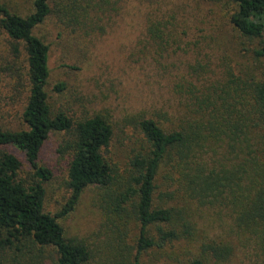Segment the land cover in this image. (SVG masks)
<instances>
[{
  "label": "trees",
  "instance_id": "trees-1",
  "mask_svg": "<svg viewBox=\"0 0 264 264\" xmlns=\"http://www.w3.org/2000/svg\"><path fill=\"white\" fill-rule=\"evenodd\" d=\"M208 1L224 2L231 43L254 69L232 79L222 95L194 97L185 106L190 117L180 116L166 129L151 118L138 122L143 144L133 151L124 188L109 197L111 209L106 207L123 227L130 218L137 224L138 235L126 247L129 264H141V255L167 245L185 240L195 244L193 211L222 200L237 206L235 226L258 237L264 248V73L255 71L264 60V0ZM50 2L33 0L25 17L0 3V41L6 42L11 62L4 72L14 88L15 81L21 86L22 74L12 65L22 48L27 70L21 115L25 129L0 128V264H87L90 251L67 239L58 219L74 210L86 188H108L114 180L103 157L112 139L108 122L96 115L73 123L65 114L51 112L46 91L49 47L33 34L50 15ZM55 90L62 91V84ZM52 132L69 136L61 149L68 157L69 194L55 215L44 209L45 184L53 172L40 161ZM240 155L246 161L232 165ZM24 167L31 171L29 179L22 177ZM27 245L26 251L34 250L26 258L22 249ZM198 250L194 260L175 264H210V260L219 264L232 253L228 244L209 242Z\"/></svg>",
  "mask_w": 264,
  "mask_h": 264
},
{
  "label": "rangeland",
  "instance_id": "rangeland-1",
  "mask_svg": "<svg viewBox=\"0 0 264 264\" xmlns=\"http://www.w3.org/2000/svg\"><path fill=\"white\" fill-rule=\"evenodd\" d=\"M33 0H0L22 17L32 11ZM208 0H51V13L33 30L49 47V79L46 87L53 115L63 113L73 123L99 115L112 129L103 157L113 173L108 188L84 190L74 210L59 218L65 237L90 251L87 264H129L126 247L133 245L138 227L126 225L107 213L109 197L124 188L133 151L143 144L138 122L153 119L161 128L190 117L185 107L194 97L222 95L230 81L242 77L252 62L237 55L231 43L227 8ZM230 10V8H229ZM6 42L0 41V128L25 129L22 111L27 95L26 62L12 65L22 74L21 86L5 74L10 65ZM249 60V61H247ZM256 73H264V60ZM62 84L63 90L55 87ZM193 94H190V92ZM69 136L52 132L40 161L53 172L45 184L44 209L57 214L68 198L67 164L62 145ZM223 148V147H222ZM12 154L22 155L12 148ZM221 155L222 151L219 150ZM244 155L231 161H246ZM22 177L30 178L23 168ZM183 206L182 202H179ZM178 207V206H175ZM192 209L189 210V212ZM233 203L222 200L193 211L195 244L185 240L141 255V264H175L194 260L200 245H230L231 256L219 264H264V248L258 237L238 229ZM191 226V225H190ZM23 253L27 256L33 250ZM1 261V258H0ZM210 264H214L210 260Z\"/></svg>",
  "mask_w": 264,
  "mask_h": 264
}]
</instances>
